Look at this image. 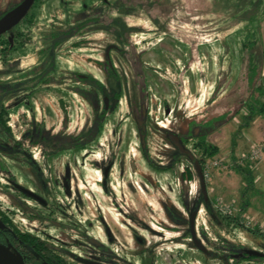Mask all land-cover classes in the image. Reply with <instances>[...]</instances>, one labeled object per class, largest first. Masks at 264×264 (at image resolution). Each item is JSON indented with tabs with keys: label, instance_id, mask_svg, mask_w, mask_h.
<instances>
[{
	"label": "rangeland",
	"instance_id": "obj_1",
	"mask_svg": "<svg viewBox=\"0 0 264 264\" xmlns=\"http://www.w3.org/2000/svg\"><path fill=\"white\" fill-rule=\"evenodd\" d=\"M21 1L0 0V13ZM17 29L30 42L17 38L8 54L0 53V105L38 170L9 149L13 142L0 131V210L10 225L84 259L98 255L93 240L119 264H224L214 255L219 246L264 253V236L243 225L253 219L262 233V219L248 207L264 199V187L247 188L246 174L254 179L257 170L238 161L264 141V117L248 111L255 99L264 102V0H36ZM255 38L258 69L250 87L242 42ZM6 41L1 37L0 47ZM222 115L206 132L217 153L204 157L228 167L213 169L205 180L216 221L202 203L192 162L169 135L181 141L191 130L199 135L203 123ZM255 118L256 138L249 135ZM31 124L48 140L21 138ZM195 141L184 148L198 160ZM5 167L45 205L7 187ZM187 168L190 180L183 176ZM217 201L232 215L218 212ZM194 211L198 237L211 255L186 236Z\"/></svg>",
	"mask_w": 264,
	"mask_h": 264
},
{
	"label": "flooded vegetation",
	"instance_id": "obj_2",
	"mask_svg": "<svg viewBox=\"0 0 264 264\" xmlns=\"http://www.w3.org/2000/svg\"><path fill=\"white\" fill-rule=\"evenodd\" d=\"M21 2L13 3V5L15 4L18 6ZM35 2H36V0H35ZM7 8L4 10V12L7 10ZM30 11H31V8L29 9V11L25 15V17L23 19H21V21L15 27H13L9 31L0 35V38L5 37V38H7L6 42H9V45H7V46L4 45L3 47H0V52L9 53L8 51L12 47V44L15 43V39L20 38L19 37L20 31L17 28L22 22L27 20ZM19 43H21V38H20ZM5 48H7V50H4ZM94 81L95 80H88V82H92L93 85H94ZM103 104L105 105V102ZM0 107H2V105H0ZM30 126H31L30 129L25 130L21 134V138H23L26 141L31 142V143H35L37 141L43 142V141L48 140L47 133H45L42 129L37 128L36 126L32 127V124ZM1 132L7 138L12 140V142H13L12 146L9 147V149L12 152L22 153L25 156L26 161L29 164V166L31 167V169L37 172V170H38L37 163L32 159V157L28 154V152L25 149L21 148V142L19 140L15 139L14 132H13L12 128H11V134L10 135L5 134L3 131H1ZM3 165L5 166L4 163H3ZM5 168L7 170L6 173L10 177L9 178L10 180L8 179V184H7L8 186L7 187L14 188L22 196H26L27 198L33 200L34 202H37L41 206L45 205V201L43 199H41L37 194L19 186L17 184L16 180L14 179L12 173L9 171V169L7 167H5ZM1 171L5 173V170H1ZM103 189L104 190L106 189L105 182H103ZM25 191H29L30 193H32V195H28ZM4 193L6 195H10L8 190H5ZM12 198L14 200H16L18 203H20L21 204L20 206L23 207L24 209L29 210V211H34L31 208H29L28 206H26L19 199H17L15 196H12ZM205 209L210 212V215L214 214L213 213L214 210L212 208L210 209L209 207H207ZM36 217L43 220L40 216H36ZM0 221L2 223V228L0 227V245L9 248L10 251L19 255L23 259L25 264H119L118 261L114 257H112V255L110 254V250H104L103 245H101V244H99L93 240H91V242L96 248H98V255L97 256H90L89 258H85V259L79 258L78 256H76V254L69 252V251H66V250L56 246L55 244H53L52 242H50L47 239H43V238L36 236V235H33L29 232L16 229L15 226L10 225L8 218L1 212V210H0ZM186 223H187V221H186ZM194 229H195L196 238L202 244L201 240L198 237L197 229H196L195 225H194ZM188 230H189V220H188ZM201 235L204 238L203 232ZM186 236H188L189 238H191L190 240H192L190 231L187 232ZM192 243H193V240H192ZM194 248H195V246H194ZM227 249L228 248L224 249L223 246L215 247V251H216V252H214L215 257L218 258L219 260H221V262L224 264H229V262L227 259V255H224V253H222V252H229V256L233 259L232 262H234V260L237 259L239 257V255L240 256H246L242 253L243 250H241L240 254H237L233 250L234 248L228 249V250ZM247 249H249V248H247ZM196 250L199 251L198 249H196ZM199 252L202 253L201 251H199ZM202 254L205 256H208V255H211L212 252L208 251L207 255L204 253H202ZM255 258H258V257H255ZM262 258H264V257H262ZM232 264H235V263H232Z\"/></svg>",
	"mask_w": 264,
	"mask_h": 264
},
{
	"label": "trees",
	"instance_id": "obj_3",
	"mask_svg": "<svg viewBox=\"0 0 264 264\" xmlns=\"http://www.w3.org/2000/svg\"><path fill=\"white\" fill-rule=\"evenodd\" d=\"M17 7V5H13L11 4L10 6H8L7 10L3 13H0V20L7 14V13H10L12 10H14L15 8ZM84 25V23H83ZM80 28L82 27V24L78 25L77 28ZM19 37L22 39L21 42L24 44L30 42V39L29 37L24 34V32H20L19 33ZM258 39L255 38V40H244L242 42V48L245 49L246 51L249 52V57H248V61H247V68H246V80H247V84L252 87L253 84L255 83V79L257 78V69H258V63L255 62L254 60V55H253V50L255 48V44H256V41ZM6 46L9 45V42H5ZM4 50H7V48H5ZM2 55H6L8 53H4V52H0ZM106 72L108 75H114V70L113 68L109 67L108 63H106ZM94 85H95V89L96 91H102L103 90V86L100 82L98 81H94ZM255 90L259 93V94H262L263 91H262V85H259L255 88ZM99 92V93H100ZM248 111H249V114L250 115H260L262 117H264V102H261L260 100L258 99H255L254 101L251 102V104H249V107H248ZM106 113V108H105V105L103 104V108H102V112L101 114L99 115V122L95 125V133H98L100 128H101V119L103 117V115H105ZM225 116L222 115V116H219L215 119H212V120H209L205 123H203V132L200 133L199 135H195L193 130H191L190 134L187 135V137L185 136L183 138V141H181L180 137H179V141L180 143L184 146L185 144L188 143V141H190L192 138H195L196 139V143H194L193 145V149H198L200 152H201V156L200 158L198 159V162L200 163L201 167L204 163V157L207 156V157H213L214 155H216L217 153V148L214 147V146H211L207 143L206 141V138H207V134L206 132L208 131L209 128H212L213 125H214V122L216 120H221L223 119ZM9 121V116H8V113L6 111V109L2 106L0 107V130L3 131L5 134L7 135H10L11 134V127L8 123ZM211 127H210V126ZM209 126V127H208ZM141 133H143L141 131ZM247 188H252L253 186V178L252 176L250 175V173L248 172L247 174ZM183 176L185 179L189 178V180L192 178V175H191V172L189 171V169L187 168V170H184L183 172ZM213 218L217 221V218L216 216L213 214ZM228 219L231 220L232 223L234 224H237V220L234 219V218H230V217H227ZM238 225V224H237ZM248 231L250 232H253V233H258L260 235H262V233L258 230V229H251ZM263 236V235H262ZM224 249H226V246H223ZM228 250V249H227ZM237 254H240L241 250L239 249H236L234 248L233 249ZM232 251V250H231ZM255 259H259L261 261L264 262V258H255V257H250V256H240L234 260V263L237 264V263H240L242 260H246V261H251V260H255Z\"/></svg>",
	"mask_w": 264,
	"mask_h": 264
},
{
	"label": "water",
	"instance_id": "obj_4",
	"mask_svg": "<svg viewBox=\"0 0 264 264\" xmlns=\"http://www.w3.org/2000/svg\"><path fill=\"white\" fill-rule=\"evenodd\" d=\"M35 0H23L14 10H12L10 13H7L1 20H0V35L9 31L13 27H15L21 19L25 17L29 9L32 7L33 3ZM106 58L107 61L110 64L109 60V50L106 51ZM105 102V107L107 108V99H104ZM138 126L141 127V130L144 131V127L142 126V123L139 119H136ZM169 140L172 143V145L178 150L179 154L186 155L189 160L192 162V165L194 167V171L196 173V176L199 180L200 184V192H201V197H202V203L205 208L210 207V202L208 200V194H207V187H206V182L203 177L202 173V167L198 160H196L193 155L184 148V146L180 143L179 138L173 135H169ZM104 176H107V170L104 172ZM28 195H32L29 191H25ZM213 216V214H212ZM195 217H196V211L192 212L190 217H189V231L193 240V244L196 249L201 251L204 254H208V251L205 249V247L200 243V241L196 238L195 234ZM0 227L2 228V223L0 221ZM246 256H251V257H258L262 258L264 257V254L256 251V250H251V249H246L243 250L242 252ZM237 257V256H236ZM0 264H25L23 259L13 253L12 251L9 250V248L4 247L0 245Z\"/></svg>",
	"mask_w": 264,
	"mask_h": 264
},
{
	"label": "built area",
	"instance_id": "obj_5",
	"mask_svg": "<svg viewBox=\"0 0 264 264\" xmlns=\"http://www.w3.org/2000/svg\"><path fill=\"white\" fill-rule=\"evenodd\" d=\"M264 156V141L258 142L250 146L249 150L240 156L238 159L239 164L244 165L246 164L249 166V169H252L259 161L263 159ZM213 169H221L226 170L228 167L223 164L222 161L214 159L209 160L203 163L202 165V173L205 180H209L210 173ZM215 209L220 212L221 214L232 215V212L229 210L228 207L224 206L221 201H217L215 204ZM245 219H249L245 216ZM253 219L246 220L243 225L246 228L254 229ZM239 224V223H238ZM241 225V224H239ZM262 229V234L264 236V228Z\"/></svg>",
	"mask_w": 264,
	"mask_h": 264
},
{
	"label": "crops",
	"instance_id": "obj_6",
	"mask_svg": "<svg viewBox=\"0 0 264 264\" xmlns=\"http://www.w3.org/2000/svg\"><path fill=\"white\" fill-rule=\"evenodd\" d=\"M259 122L258 118H255L251 125L254 126L253 128H251V130L249 131V135L251 137H259L260 136V130L258 127L255 126V124ZM252 131V132H251ZM226 156V155H224ZM252 170H257L255 178L253 179V186L252 188H255V186L260 185V187L263 185L264 187V157L261 161H259ZM260 196L256 197V199L254 200L253 204L250 205L248 207L249 213L250 214H257V216H259L262 219V222L264 224V211L262 210V208L264 207V199H260ZM263 197V196H262Z\"/></svg>",
	"mask_w": 264,
	"mask_h": 264
}]
</instances>
